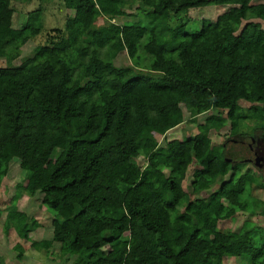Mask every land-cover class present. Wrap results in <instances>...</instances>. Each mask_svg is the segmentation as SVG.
Wrapping results in <instances>:
<instances>
[{
  "label": "trees",
  "instance_id": "trees-1",
  "mask_svg": "<svg viewBox=\"0 0 264 264\" xmlns=\"http://www.w3.org/2000/svg\"><path fill=\"white\" fill-rule=\"evenodd\" d=\"M31 1L0 0V31L11 29L17 4ZM130 2L62 0L74 10L64 42L0 67V179L13 158L35 172L29 192L44 194L59 256L81 257V264H222L231 256L264 264V221L248 217L236 231L219 228L238 211L252 214V203L243 158L225 147L210 153L214 119L184 138L146 144L154 126L167 132L183 122L182 107L196 114L226 110L229 137H243L245 120L264 117V25L255 20L264 21V1L137 0L136 20L113 22L128 15ZM206 5L230 7L185 32L180 13ZM100 16L109 22L88 29ZM43 24L41 8L30 9L18 33L0 38V57L16 59ZM68 51L81 64L64 59ZM121 51L131 65L114 64ZM238 179L240 189L231 188ZM201 192L206 196H190ZM20 196L18 189L12 202ZM256 202L264 218V201ZM38 225L28 217L24 238ZM201 237L208 243L199 244Z\"/></svg>",
  "mask_w": 264,
  "mask_h": 264
},
{
  "label": "rangeland",
  "instance_id": "rangeland-1",
  "mask_svg": "<svg viewBox=\"0 0 264 264\" xmlns=\"http://www.w3.org/2000/svg\"><path fill=\"white\" fill-rule=\"evenodd\" d=\"M34 1V2H33ZM131 1L130 5L126 6L125 11L128 15L116 16L112 19L113 22L118 24H124L125 22H132L136 20L135 13L138 6L137 0ZM264 0H252V3L263 2ZM86 2V1H85ZM230 6L228 5H206L200 7H193L185 12L180 13L182 20L185 21L183 27L185 32H194L201 27L202 19L215 20L217 15L227 11ZM18 10L12 17V27L8 31H0V38H5L18 33L25 25L27 12L30 9L41 8L43 18V28L38 35L29 39L20 48V53L16 59L0 57V67H13L18 65L21 61L31 58L35 55L41 45H48L52 41L63 43L66 39V24L70 22L74 17V10L64 7L62 0H32L28 4H17ZM260 21L264 25V21ZM109 20L105 17H98L92 23L88 25V29L96 26L107 24ZM244 22H242L241 26ZM169 47H173V39L171 35H168ZM64 59L71 61L73 65L81 64L82 60L74 51L66 52ZM117 66L131 65L132 62L128 57L126 51H121L117 57L113 60ZM264 67V64L260 65ZM243 108L250 106V103L245 100L239 101ZM264 108V103H263ZM184 112V120L180 124L167 132H162L157 126H154L155 134L152 140L148 139L146 144L151 148H155L164 145L168 140L176 138L181 139L196 132L197 124L201 123L206 117L211 116L214 120L211 122L209 129V136L212 140V146L210 153L214 154L220 151L223 147L234 150L235 158H243L241 172H249L246 176V180L249 183V198L252 203V214H248L246 211H238L233 219L225 220L219 223V228L223 231L238 230L243 221L250 217L252 223L263 224L264 218L259 215L260 207L257 205V199L264 201V187L260 182L264 181V160L260 159L259 163H263V166L259 169L250 160L253 158L252 150H249L246 146L245 140H257L256 138L264 135V117L260 120L252 119L245 120L243 122V131L246 133L243 137H229V119L226 110H220L212 108L202 114H196L193 111L182 107ZM218 118L224 120L223 124H220ZM253 140V141H254ZM252 141V140H251ZM264 153V150H263ZM141 163H144L143 157L139 158ZM196 164H192L187 172L183 181V188L189 189V184L192 180V171ZM143 172H151V170L144 166ZM231 172L226 174L223 179H228ZM35 172H27L19 167L18 159L13 158L9 163V169L6 176L0 179V209L2 210V217L0 218V261L2 264H34V259L37 260L36 264H81V257L70 255L69 257L59 256V243L52 241V227L51 220L52 215L50 211L44 207V194L37 193L30 195L29 188L32 185L35 177ZM232 183L230 186L233 189L239 190L241 182ZM20 190L21 196L12 202V197L15 192ZM232 190V189H231ZM191 198L205 197L206 192L200 194L191 193ZM11 210H18L19 214H11L6 217L5 214ZM14 211V212H15ZM186 212V210H185ZM190 214V211H188ZM34 216L38 222V227L29 233L27 238H24V231L22 225L25 220ZM6 218V219H5ZM4 220V221H3ZM13 224L12 227L9 224ZM2 224H4L2 228ZM22 224V225H21ZM11 227L7 234H4L2 229ZM261 234L255 233V237L259 238ZM199 244L205 245L208 243L205 237H201L198 240ZM20 245L17 249L15 245ZM240 249L245 250V245L239 246ZM21 251L22 257L18 256ZM32 258V259H30ZM222 264H239L238 257H224Z\"/></svg>",
  "mask_w": 264,
  "mask_h": 264
},
{
  "label": "flooded vegetation",
  "instance_id": "flooded-vegetation-1",
  "mask_svg": "<svg viewBox=\"0 0 264 264\" xmlns=\"http://www.w3.org/2000/svg\"><path fill=\"white\" fill-rule=\"evenodd\" d=\"M257 140L251 141V140H245L246 146L248 147L249 150H252V155L253 158L250 160L252 161L253 164L255 163V158H261L264 160V135H262L259 138H256Z\"/></svg>",
  "mask_w": 264,
  "mask_h": 264
},
{
  "label": "crops",
  "instance_id": "crops-1",
  "mask_svg": "<svg viewBox=\"0 0 264 264\" xmlns=\"http://www.w3.org/2000/svg\"><path fill=\"white\" fill-rule=\"evenodd\" d=\"M16 211H17V210H16ZM16 211L13 212V213L7 212V213L5 214V216H6V217H9L8 215H11V214H15V213L19 214L18 212H20V211H19V210H18V212H16ZM2 215H3V213H2V211H1V216H0V218L2 217ZM5 219H6V218H5ZM3 221H4V220H3ZM7 224H9V223L7 222ZM3 225H4V224H2V228L4 227ZM12 225H13L12 223L9 224V226H11V227H12ZM21 225H22V224H21ZM11 227H6V229H2V231L4 232V234H7V233L9 232V230H10ZM0 245H1V244H0ZM17 245H18V244H17ZM15 246H16V245H15ZM1 248H2V247L0 246V250H1ZM1 252H2V250H1ZM20 257H22V255H20ZM23 257H24V256H23ZM23 257H22V258H23ZM30 259H32V258H30ZM36 263H37V260L34 259V264H36ZM8 264H10V263H8Z\"/></svg>",
  "mask_w": 264,
  "mask_h": 264
},
{
  "label": "water",
  "instance_id": "water-1",
  "mask_svg": "<svg viewBox=\"0 0 264 264\" xmlns=\"http://www.w3.org/2000/svg\"><path fill=\"white\" fill-rule=\"evenodd\" d=\"M252 141H253V138H252ZM262 158V157H261ZM261 158H255V165L260 169L262 166H263V163H259L258 164V161L261 159ZM262 161H263V159H262Z\"/></svg>",
  "mask_w": 264,
  "mask_h": 264
}]
</instances>
